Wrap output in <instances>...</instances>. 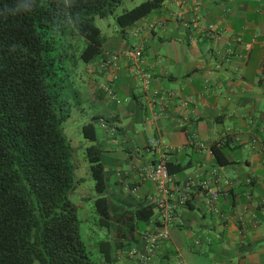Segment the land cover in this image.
Segmentation results:
<instances>
[{
    "label": "crops",
    "instance_id": "0c3cea01",
    "mask_svg": "<svg viewBox=\"0 0 264 264\" xmlns=\"http://www.w3.org/2000/svg\"><path fill=\"white\" fill-rule=\"evenodd\" d=\"M116 37L76 81L87 101L74 114L84 125L100 118L112 206L151 205L155 216L132 227L110 221L112 261L137 264L129 251L158 225V193L149 180L157 153L148 149L157 138L169 163L187 166L172 174L171 202L186 189L189 201L178 205L183 225L170 228L155 264H264V0H170ZM137 46L149 84L126 57ZM107 54L119 57L104 66ZM214 144L228 151L230 164L217 163ZM204 182L221 192L220 213L207 204Z\"/></svg>",
    "mask_w": 264,
    "mask_h": 264
},
{
    "label": "trees",
    "instance_id": "16d2710c",
    "mask_svg": "<svg viewBox=\"0 0 264 264\" xmlns=\"http://www.w3.org/2000/svg\"><path fill=\"white\" fill-rule=\"evenodd\" d=\"M124 1L0 0V264H96L71 200L83 180L64 124L73 115L71 95L78 96L71 81L77 63L96 60L107 42L95 20L113 15ZM167 1L146 0L117 15L121 36ZM95 121L100 118L92 117L82 133L92 142L86 156L99 223H151V205L112 206ZM212 151L219 165L231 163L219 144ZM168 169L172 175L187 166L169 163ZM99 245L112 262L110 240Z\"/></svg>",
    "mask_w": 264,
    "mask_h": 264
},
{
    "label": "rangeland",
    "instance_id": "374dc122",
    "mask_svg": "<svg viewBox=\"0 0 264 264\" xmlns=\"http://www.w3.org/2000/svg\"><path fill=\"white\" fill-rule=\"evenodd\" d=\"M144 1L146 0H125L121 5L117 6L113 15L105 19L97 18L95 20V25L100 28L102 34L107 38L108 44V41L110 40H118L116 36H118V33L120 32V28L115 21V17L126 10L133 9ZM85 67L86 64L79 60L71 77L75 89V83L78 81L79 76L83 73L86 74ZM76 91L78 92L77 89ZM86 91L87 90L80 94L82 98L80 96L74 98V95H71L74 102L73 115L64 124L65 133L68 136V139L72 146L77 149V158L75 160L77 177L83 180L78 186L75 194L71 196V200L79 208V216L82 219L81 233L92 260L96 264H122L123 259L117 260L116 262H107L99 245L100 241L109 240V228L104 227L99 223V217L93 204L97 194L95 192V182L90 173V164L86 156V148L91 145V142L86 140L82 133V127L86 121L85 119H81V117H76L74 114L76 112L75 108L77 107L80 109L81 107L78 100L79 102H82L83 100L87 101ZM81 105L86 108V112L89 114L91 113L89 112V109L92 108L90 104L86 102ZM83 196L89 198L87 202L82 200Z\"/></svg>",
    "mask_w": 264,
    "mask_h": 264
},
{
    "label": "built area",
    "instance_id": "2783aa9c",
    "mask_svg": "<svg viewBox=\"0 0 264 264\" xmlns=\"http://www.w3.org/2000/svg\"><path fill=\"white\" fill-rule=\"evenodd\" d=\"M118 55L107 54L104 59V66L112 65L117 59ZM126 57L130 58L134 63L133 74L135 76H141L146 84H149L152 80V76L146 73L143 68L140 67V63L143 59V50L141 47H134L126 52ZM110 95L112 92L107 90ZM114 98V96H113ZM148 149L157 153V158L154 164L150 167L149 180L154 184L158 193V200L156 205L160 210V219L158 225L149 228L142 235V247L133 248L129 251L128 255L137 264H155L157 255L161 248L170 239V228L173 226H182L183 221L177 213L178 205H185L189 201L187 189L183 194H180L176 204L172 203V175L169 172V153L164 142L160 139L154 138L149 141ZM192 185L191 182L188 186ZM203 191L207 192V204L210 209L215 213H220L217 203L221 192L219 190L210 189L209 183H201ZM196 245H200L197 241Z\"/></svg>",
    "mask_w": 264,
    "mask_h": 264
}]
</instances>
